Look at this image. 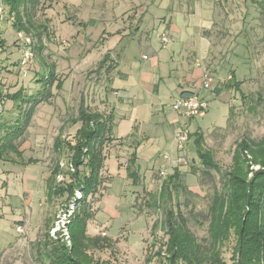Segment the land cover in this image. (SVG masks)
Instances as JSON below:
<instances>
[{
  "label": "rangeland",
  "instance_id": "rangeland-1",
  "mask_svg": "<svg viewBox=\"0 0 264 264\" xmlns=\"http://www.w3.org/2000/svg\"><path fill=\"white\" fill-rule=\"evenodd\" d=\"M75 1L81 0H39L33 23L34 27L42 24L45 29H35L28 34L32 39L34 58L28 64L26 77L17 73L21 46L13 28V19L4 8L0 15V40L3 41L0 47V96L6 99L0 119L11 124L16 119L21 121L22 130L13 141L14 145L25 160L35 161L31 165L0 161V264H37L34 244L43 240L46 233L54 239L61 237L70 245L68 231L82 195L80 190H76L75 198L68 203L66 197L46 200V180L52 165L58 160L53 152V141L58 135L64 141L72 139L75 127L67 123L76 117L80 99L83 98L85 105L94 108L102 90L107 88L106 76L112 75V61L102 67H99L96 58L85 62L88 56L85 58L81 43L74 47L70 45L71 33L74 35L70 26L77 28V22L81 19L96 21L94 25L88 24L86 31H81L92 41L105 26L98 19L96 7H92L94 0H88V6L81 11L79 9V13L67 4ZM215 3L217 15H214L211 28L204 32L211 43V56L210 65L203 70V75L209 72L216 75L219 93L201 89L203 95L214 98L208 100L204 96L208 102L207 113L192 121L185 120L184 126L191 122V130L189 126L186 127L189 133L199 131L204 147L212 152L221 169L227 170L235 142L245 137L257 142L264 133V40L261 10L252 0H216ZM94 53L97 55V52ZM139 62L143 63L142 60ZM50 67L54 72V84L51 87L45 84L44 88L39 82L40 75ZM233 74L238 90L230 80ZM57 83L62 85L60 90L56 89ZM227 84L232 87L226 89ZM19 89L35 96L41 90L44 91L45 99L36 97L38 102L25 122L6 98L7 94ZM183 156L185 164L179 166L183 172L182 180L194 196L188 201L180 198V209L186 216L193 210L195 216L189 220L188 228L201 243L207 237V222L201 213L210 202L213 187L220 188V175L215 171H209V175L203 173L204 169L194 152L193 139H189ZM68 159V152L64 151L58 160L59 167L61 169L63 164L64 168L73 172L74 169L71 171L69 168L72 165L67 163ZM168 165L160 171L156 168L148 174H139L142 179L139 178L138 189L127 192L133 198L131 212L145 219L147 235L154 237L153 244H156L152 251L151 246H148L147 258L138 261V264H152L147 260L148 257L167 240L163 223L160 222L159 227L152 230L153 224L157 220L161 221V212L156 214L145 202L148 201L147 194L157 192L166 177H162L160 172L163 171L165 175L171 173V164ZM57 176L56 183H62L57 181ZM102 191L101 186L95 195L87 197L85 201L93 213ZM93 220L87 222L86 229L90 230L95 225ZM17 227H21L22 232H18ZM97 231L100 237H106L105 230ZM124 231L122 228L121 232ZM232 246L233 241H230L221 250V258L226 264L232 262ZM113 248L109 243L103 250L91 249L94 262L132 264L117 251H112ZM153 259L154 263L161 264L158 259Z\"/></svg>",
  "mask_w": 264,
  "mask_h": 264
},
{
  "label": "crops",
  "instance_id": "crops-1",
  "mask_svg": "<svg viewBox=\"0 0 264 264\" xmlns=\"http://www.w3.org/2000/svg\"><path fill=\"white\" fill-rule=\"evenodd\" d=\"M87 2L90 3L81 0L67 4L78 12L88 6ZM215 2L94 0L92 7H96L98 19L105 23L97 38L92 41L81 33L96 21L81 19L77 28L70 26L74 31L70 45L81 43L85 58L88 56L85 62L96 58L102 67L112 61V75L106 76L107 88L102 90L97 105L88 107L83 98L79 103L92 112L112 117L113 140L112 147L108 145L106 149L103 191L94 212L95 225L90 229L93 232L86 229V234L98 237L97 230H105L104 238L115 247L112 251H117L132 264L147 258L145 255L153 238L147 235L145 219L131 212L133 198L127 192L138 189L139 184L132 185L126 178V162L135 153L138 173L144 175L156 168L159 171L167 168L169 163L162 158L164 155L171 158L177 155L174 131L186 121L171 106L183 95L208 97L203 95L200 84L203 70L210 65L211 43L204 32L211 28L214 15H217ZM163 34L167 36L166 43L161 42ZM209 74L215 78L210 92L219 93L216 75ZM211 98L214 96L209 95L208 100ZM70 120L67 124L71 126ZM190 125L191 122L189 130ZM72 127L75 133L79 123ZM122 228L126 231L121 232ZM151 263L157 264L154 259Z\"/></svg>",
  "mask_w": 264,
  "mask_h": 264
},
{
  "label": "trees",
  "instance_id": "trees-1",
  "mask_svg": "<svg viewBox=\"0 0 264 264\" xmlns=\"http://www.w3.org/2000/svg\"><path fill=\"white\" fill-rule=\"evenodd\" d=\"M2 1L3 8L13 19L16 33L23 32L28 35L35 29H45L42 24L34 27L33 23L39 0ZM252 1L261 10L264 40V0ZM2 45L3 41L0 40V47ZM235 77L233 74L230 80L232 79L231 82L237 89ZM53 78L54 72L50 67L40 75L39 82L43 87L45 84L51 87L54 84ZM60 87L61 83H57L56 88ZM231 87V84L225 86L226 89ZM37 96L45 99L44 91L41 90ZM37 96L27 95L23 89H19L13 94H7L6 98L12 102L25 122L38 102ZM0 98L4 103L6 99L2 96ZM4 105L5 103L2 110ZM70 123L71 126L79 123L72 139L64 141L58 135L52 148L58 160L64 151L68 152L67 163L72 165L74 171L70 172L68 168L60 169L59 161H55L46 180L45 195L48 201L66 197L68 203L75 198V191L80 190L82 198L69 227L70 245L68 246L61 237L54 239L46 233L43 240L34 244L37 264H102L94 262L90 250H103L109 246L107 239L100 236L89 237L86 234L87 222L94 217V213L89 204L85 205V201L87 197L95 195L104 182L102 171L107 159L106 149L113 140L112 117L92 112L81 103L77 117L70 120ZM21 126L19 119L12 124L0 119V161L22 165L35 162L33 159L25 160L14 145L13 141L21 133ZM189 139H193L194 152L204 169L203 173L209 175V171H215L221 180L220 188L213 187L210 202L201 213L207 222V237L200 243L188 228L189 220L195 215L192 209L188 213L190 216L184 215L179 200L183 198L188 201L194 194L188 191L183 182V172L179 166L174 167L173 172L161 182L159 190L147 194L148 201L145 204L156 214L161 212L162 215L161 221L157 220L152 230L155 231L161 222L167 236L165 244L154 254H150L147 260L151 262L156 258L161 264H226L221 258V250L233 241L231 264H264V133L257 142L246 137L236 141L227 170H222L214 160L212 152L204 147L200 133H189ZM126 173V178L131 180L132 185H137L140 177L135 153H132L126 162ZM58 174L64 176L60 184L56 183ZM155 245L151 244V251L155 249Z\"/></svg>",
  "mask_w": 264,
  "mask_h": 264
},
{
  "label": "built area",
  "instance_id": "built-area-1",
  "mask_svg": "<svg viewBox=\"0 0 264 264\" xmlns=\"http://www.w3.org/2000/svg\"><path fill=\"white\" fill-rule=\"evenodd\" d=\"M3 11V1L0 0V15ZM17 39L21 46V57L18 64V69L22 77L27 76L28 72V64L34 58L33 48H32V39L28 35L18 32ZM161 42L166 43L168 41L167 36L165 34L161 35ZM145 58V57H144ZM215 84V78L208 73H205L202 76L200 89L205 91H210L212 86ZM3 100L0 98V112L3 107ZM172 109L175 113H177L183 120L192 121L196 118L203 117L208 111V102L206 99L200 97L197 94H193L189 97H180L176 99L172 104ZM174 144L175 151L177 155L175 158H171L170 156L165 155L163 159L171 164V168L184 165L185 158L183 156L186 145L189 141V131L184 125H180L174 131ZM61 168H64V165L61 164ZM72 171V167L69 166ZM162 177H165V173L163 171L160 172ZM64 180V176L58 175L57 181L62 182ZM18 232H22L21 227H17ZM53 234V233H52Z\"/></svg>",
  "mask_w": 264,
  "mask_h": 264
}]
</instances>
